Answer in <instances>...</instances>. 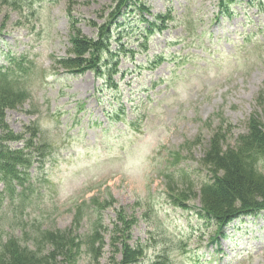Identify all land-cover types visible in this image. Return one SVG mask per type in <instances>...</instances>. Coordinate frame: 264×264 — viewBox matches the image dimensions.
<instances>
[{"label": "rangeland", "instance_id": "rangeland-1", "mask_svg": "<svg viewBox=\"0 0 264 264\" xmlns=\"http://www.w3.org/2000/svg\"><path fill=\"white\" fill-rule=\"evenodd\" d=\"M144 1L153 12L171 9L176 18L151 39L148 53L138 51L133 61L121 62L125 75L117 95L128 120L136 121L115 120L111 126L105 113L113 90H97L101 82L91 72L74 75L51 64L53 57L67 54L68 5L83 32L94 36L92 21H102L99 11L110 1L22 0V9L0 2V48L27 53L37 64L29 74L33 97L24 105L27 111H9V124L16 131L38 124L49 145L28 219L40 228L65 229L79 209L83 222L77 232L84 234L99 223L100 207L89 201L112 194L113 207L123 206L139 219L132 243H144L146 254L138 264H153L160 255L166 264H264V211L235 221L213 241L216 225L194 209L176 207L165 183L171 172L182 184L184 170L197 185L209 178L199 159L222 117L236 125L235 136L247 130L253 112L264 121V102L258 99L261 90L264 94V0H238L234 15L218 20L217 0ZM161 51L180 52L186 59L155 70L145 67L146 59ZM198 136L202 143L192 153L186 150L187 141ZM178 149L188 158L176 163L172 154ZM188 203L200 206L198 199ZM103 214L106 224L115 218L113 208ZM5 226L0 222V241L14 230L25 237L19 225ZM112 252L107 245L100 264H113ZM86 261L84 255L79 264Z\"/></svg>", "mask_w": 264, "mask_h": 264}, {"label": "trees", "instance_id": "trees-1", "mask_svg": "<svg viewBox=\"0 0 264 264\" xmlns=\"http://www.w3.org/2000/svg\"><path fill=\"white\" fill-rule=\"evenodd\" d=\"M74 0H69L72 3ZM110 3L99 11L102 23L92 21L97 28L95 36L86 35L76 25V18L71 13L72 4L68 5L71 17L70 44L66 56L56 59L54 68L75 73L92 70L98 77L112 83L117 82L114 76L120 72V55L134 54L118 34L117 46L113 47L112 36L116 28L122 26L121 18H127L128 10L132 7L141 12L150 9L142 1L109 0ZM234 0H219L226 12ZM4 5L19 9L18 0H0ZM128 12V13H126ZM149 21L146 32L163 28L167 17L154 15ZM0 19V30L4 28ZM140 29V28H139ZM1 34V33H0ZM147 48V47H146ZM8 65L0 67V183L4 184L11 202L16 210L26 206V181L29 180L30 169L34 159L39 160L46 153V145L42 143L41 133L36 127H26L24 133L15 132L7 123L6 110L16 108L27 101L29 91L27 82L28 60H18L12 55ZM24 63V67L21 64ZM24 68V73L22 72ZM25 81V82H22ZM258 99L264 102L262 90ZM119 108L124 111V105L117 101ZM117 109L114 110L116 113ZM113 116V115H112ZM236 125L222 117L221 123L212 131L199 163L209 175V179L200 184L186 178L179 184L171 176H165L169 196L173 202L188 206V202L198 199L199 214L213 221L217 226V234H223L224 226L243 215H254L264 210V121L253 112L247 124V130L237 136L233 133ZM30 132V136L26 133ZM21 142L22 146L14 144ZM202 143L201 136L187 141L186 150L192 153V147ZM183 150L176 153L177 158H188ZM191 157V155H189ZM184 179V178H183ZM31 180V179H30ZM29 180V182H30ZM20 195V199H19ZM99 210L113 208L116 214L112 225H104L103 217L98 218L89 232L80 234L77 231L82 226L83 218L80 210L74 213L72 225L65 229L40 228L33 229L24 225L23 239L19 236H9L0 244V264H79L86 256V264H100V258L105 254V247L111 245L110 262L113 264H138L145 257L144 243H132L133 227L139 219L135 214H129L125 207H113L117 202L112 194L103 198L92 199ZM26 238V239H24ZM218 238L214 236L213 239ZM109 241V244L107 243ZM119 255V258L116 256ZM165 256H158L153 264H166Z\"/></svg>", "mask_w": 264, "mask_h": 264}]
</instances>
